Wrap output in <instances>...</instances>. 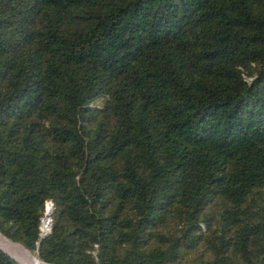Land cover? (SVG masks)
I'll list each match as a JSON object with an SVG mask.
<instances>
[{"label":"trees","instance_id":"obj_1","mask_svg":"<svg viewBox=\"0 0 264 264\" xmlns=\"http://www.w3.org/2000/svg\"><path fill=\"white\" fill-rule=\"evenodd\" d=\"M0 235L44 264H264V0H0Z\"/></svg>","mask_w":264,"mask_h":264},{"label":"bare ground","instance_id":"obj_2","mask_svg":"<svg viewBox=\"0 0 264 264\" xmlns=\"http://www.w3.org/2000/svg\"><path fill=\"white\" fill-rule=\"evenodd\" d=\"M52 210L47 207L45 210V218L42 222V229L47 228L49 214ZM0 249L5 251L8 255L14 258L19 264H44L37 259L36 255L33 253H26L20 250L18 247L13 245L11 242L6 240L0 235ZM21 262V263H20Z\"/></svg>","mask_w":264,"mask_h":264},{"label":"built area","instance_id":"obj_3","mask_svg":"<svg viewBox=\"0 0 264 264\" xmlns=\"http://www.w3.org/2000/svg\"><path fill=\"white\" fill-rule=\"evenodd\" d=\"M47 207H49L53 211L54 207H53L52 201H50V200L46 201L45 210H46ZM42 222L43 221H41V226H40V237L47 235L50 232V230H51V218L48 219L47 228L45 230L42 229Z\"/></svg>","mask_w":264,"mask_h":264},{"label":"water","instance_id":"obj_4","mask_svg":"<svg viewBox=\"0 0 264 264\" xmlns=\"http://www.w3.org/2000/svg\"><path fill=\"white\" fill-rule=\"evenodd\" d=\"M51 216H52V211L50 212V214H49V218H51ZM44 218H45V214H44V217L42 218V221L44 220ZM44 238V236H41L40 237V240L41 239H43ZM9 241V240H8ZM11 242V241H10ZM13 243V242H12ZM15 244H17V243H15ZM17 245H20V244H17ZM21 246V245H20ZM23 247V246H22ZM24 248V247H23ZM1 250V249H0ZM1 251H3V250H1ZM4 252V251H3ZM4 253H6V252H4ZM7 254V253H6ZM8 255V254H7ZM8 256H10V255H8ZM11 257V256H10ZM12 258V257H11ZM12 259H14V258H12ZM15 260V259H14ZM16 261V260H15ZM17 262V261H16Z\"/></svg>","mask_w":264,"mask_h":264},{"label":"rangeland","instance_id":"obj_5","mask_svg":"<svg viewBox=\"0 0 264 264\" xmlns=\"http://www.w3.org/2000/svg\"><path fill=\"white\" fill-rule=\"evenodd\" d=\"M19 247V246H18ZM21 248V247H20ZM22 249V248H21ZM2 250V249H1ZM22 251H24V252H26V253H30V252H28V251H25V250H22ZM5 252V251H4ZM32 253V252H31ZM33 254H35V253H33ZM36 255V254H35ZM21 263V262H20Z\"/></svg>","mask_w":264,"mask_h":264}]
</instances>
